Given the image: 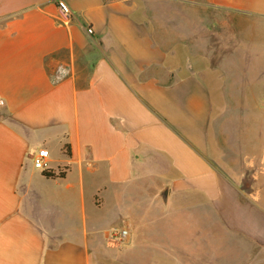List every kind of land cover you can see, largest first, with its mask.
I'll use <instances>...</instances> for the list:
<instances>
[{"label": "crops", "instance_id": "1", "mask_svg": "<svg viewBox=\"0 0 264 264\" xmlns=\"http://www.w3.org/2000/svg\"><path fill=\"white\" fill-rule=\"evenodd\" d=\"M64 1L0 0V264H264V0Z\"/></svg>", "mask_w": 264, "mask_h": 264}, {"label": "built area", "instance_id": "2", "mask_svg": "<svg viewBox=\"0 0 264 264\" xmlns=\"http://www.w3.org/2000/svg\"><path fill=\"white\" fill-rule=\"evenodd\" d=\"M58 8L60 12V16L64 20H70L73 16L72 9L67 5L64 0H58ZM88 32H93L91 27H88ZM4 104V99L0 98V105ZM49 150L45 147L39 148L33 155V163L36 168L39 169H47L48 158H49ZM130 233L129 224L126 219L122 221V225L115 228L112 231V237L119 240L120 243H124L128 240Z\"/></svg>", "mask_w": 264, "mask_h": 264}, {"label": "rangeland", "instance_id": "3", "mask_svg": "<svg viewBox=\"0 0 264 264\" xmlns=\"http://www.w3.org/2000/svg\"><path fill=\"white\" fill-rule=\"evenodd\" d=\"M231 74H234L236 76L235 80H234V87L235 89H237L238 87V79H237V76H238V71H232ZM224 101L225 103L227 102H234L235 104H237L238 102V95H233V96H230V95H220L218 96V102H219V107L220 109L218 110L217 113V117L219 118V121L218 122H214L213 124L215 125V134L218 136V144L221 145V141H222V136H223V133L224 132H229V130L233 129L232 127L230 128V124L231 126L233 124H235L236 126L234 127L235 130H237V121L235 123L233 122H223V119L227 118V119H236L238 118V115H239V112L237 110L235 111H223V108H224ZM237 106V105H236ZM217 140V139H216ZM122 225V221H120V223L118 224L117 227L121 226Z\"/></svg>", "mask_w": 264, "mask_h": 264}, {"label": "trees", "instance_id": "4", "mask_svg": "<svg viewBox=\"0 0 264 264\" xmlns=\"http://www.w3.org/2000/svg\"><path fill=\"white\" fill-rule=\"evenodd\" d=\"M43 173L46 176H49V177H54V176H57V175H62V173L56 174L53 170H50V169H45Z\"/></svg>", "mask_w": 264, "mask_h": 264}]
</instances>
